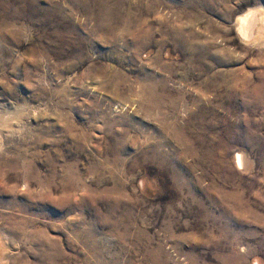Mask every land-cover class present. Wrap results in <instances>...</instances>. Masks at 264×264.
Returning <instances> with one entry per match:
<instances>
[{
    "label": "rangeland",
    "instance_id": "374dc122",
    "mask_svg": "<svg viewBox=\"0 0 264 264\" xmlns=\"http://www.w3.org/2000/svg\"><path fill=\"white\" fill-rule=\"evenodd\" d=\"M261 6L0 0V264H264Z\"/></svg>",
    "mask_w": 264,
    "mask_h": 264
},
{
    "label": "bare ground",
    "instance_id": "6f19581e",
    "mask_svg": "<svg viewBox=\"0 0 264 264\" xmlns=\"http://www.w3.org/2000/svg\"><path fill=\"white\" fill-rule=\"evenodd\" d=\"M129 24L131 23L129 22ZM236 25H237L238 34L241 37V39H243L244 42H246L247 44H251V45L264 44V7L262 6L253 7V8H249L246 11L240 13L237 17ZM101 27H102L101 28L102 30H106V28H103L104 25ZM131 27H133V25ZM114 31L115 33H117L116 29ZM12 36H17V33L15 32L11 33V35L7 37L13 38ZM13 40H15L16 42L18 41V39H15V38ZM150 101L153 104L155 103L156 100L153 96H151ZM237 158H238V164L241 167H244L245 160H244L243 154L239 152L237 154ZM256 264H260V263L256 261Z\"/></svg>",
    "mask_w": 264,
    "mask_h": 264
}]
</instances>
